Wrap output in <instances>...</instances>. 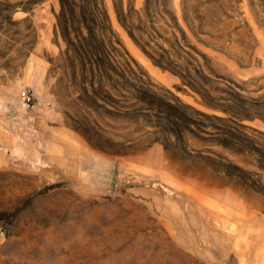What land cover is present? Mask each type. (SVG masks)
I'll list each match as a JSON object with an SVG mask.
<instances>
[{
    "label": "rangeland",
    "instance_id": "obj_1",
    "mask_svg": "<svg viewBox=\"0 0 264 264\" xmlns=\"http://www.w3.org/2000/svg\"><path fill=\"white\" fill-rule=\"evenodd\" d=\"M0 264H264V0H0Z\"/></svg>",
    "mask_w": 264,
    "mask_h": 264
},
{
    "label": "crops",
    "instance_id": "obj_2",
    "mask_svg": "<svg viewBox=\"0 0 264 264\" xmlns=\"http://www.w3.org/2000/svg\"><path fill=\"white\" fill-rule=\"evenodd\" d=\"M47 75L48 65L43 59H41L37 65L27 63L22 71V74L19 75L17 82L19 83L21 89L29 87L42 94L45 90L44 86ZM44 130L45 135L49 137L53 135L60 136L62 134L66 135V137L72 142L79 144V142H77V138L68 130H63L62 128L56 126H46ZM80 147L82 148V146Z\"/></svg>",
    "mask_w": 264,
    "mask_h": 264
},
{
    "label": "built area",
    "instance_id": "obj_3",
    "mask_svg": "<svg viewBox=\"0 0 264 264\" xmlns=\"http://www.w3.org/2000/svg\"><path fill=\"white\" fill-rule=\"evenodd\" d=\"M50 103L41 96H37L32 88H25L18 94V106L21 111H27L38 107L41 113V108L48 107Z\"/></svg>",
    "mask_w": 264,
    "mask_h": 264
},
{
    "label": "trees",
    "instance_id": "obj_4",
    "mask_svg": "<svg viewBox=\"0 0 264 264\" xmlns=\"http://www.w3.org/2000/svg\"><path fill=\"white\" fill-rule=\"evenodd\" d=\"M62 1V0H61Z\"/></svg>",
    "mask_w": 264,
    "mask_h": 264
}]
</instances>
